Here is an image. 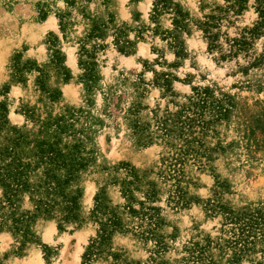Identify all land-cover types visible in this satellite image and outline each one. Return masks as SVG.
Returning a JSON list of instances; mask_svg holds the SVG:
<instances>
[{
  "label": "rangeland",
  "instance_id": "374dc122",
  "mask_svg": "<svg viewBox=\"0 0 264 264\" xmlns=\"http://www.w3.org/2000/svg\"><path fill=\"white\" fill-rule=\"evenodd\" d=\"M167 1L183 13L174 46L164 34L173 27L171 11L160 10L152 19L153 0H0V102L5 108L0 142L12 134L11 127L26 139L41 138L59 118L64 126L59 145L77 144L86 162L68 187L80 191V220L58 229L57 217H37L30 223L34 240L23 247L0 229V264H81L95 236L97 224L89 215L101 188L108 206L118 211L121 229L86 264H229L231 249L224 241L229 226L206 203L264 210V27L247 38L243 50L220 57L256 20L254 0H245L236 13L214 9L224 8L227 0ZM209 13L220 16L212 28L217 34L212 50L198 27ZM93 21L104 23L103 34L86 39ZM117 28L120 43L127 41L126 53L114 41ZM82 43L93 62L90 77L78 63L85 59L79 55ZM192 87L208 88L215 98L225 95L230 105L222 117H206L200 145L193 143L198 153L174 163L180 139L154 137L141 145L130 125L136 118L153 128L154 115L174 110ZM125 164L141 177L130 205L157 214L162 248L136 234L140 212L131 215L122 207L127 201L119 181ZM149 183L155 194L145 199ZM176 185L188 198L185 206L169 200ZM192 243L201 259L190 263L186 251ZM237 264H264V259L254 251Z\"/></svg>",
  "mask_w": 264,
  "mask_h": 264
},
{
  "label": "trees",
  "instance_id": "16d2710c",
  "mask_svg": "<svg viewBox=\"0 0 264 264\" xmlns=\"http://www.w3.org/2000/svg\"><path fill=\"white\" fill-rule=\"evenodd\" d=\"M224 8L216 6L218 11L232 10L238 12L243 9L245 0H227ZM151 18L155 19L160 10L171 11L172 30L164 32L170 39L171 45L177 43L176 32L182 28L183 13L176 4L167 0H153ZM254 11L257 15L251 27L242 31L238 37L230 40L227 54H221L220 57L232 56L237 51L243 50L248 45L247 38L259 32L264 27V0H254ZM220 16L215 13H209L203 16L199 21L198 27L206 39L207 50L217 47V34L212 28L217 23ZM105 25L103 22L93 21L85 38L101 37ZM121 30L114 32V41L119 44L118 51L126 53L124 43H120ZM79 55L85 54V59H79L78 63L84 69L85 77H90V66L92 61L87 49L82 43L79 47ZM62 70L63 67H61ZM64 79L68 78L67 71L63 72ZM169 90V89H167ZM230 105L227 96L222 98L213 97L208 88L192 87V93L185 97V100L179 103L174 110H164L160 115H154L153 124L149 129L148 123H140L136 118L132 119L130 125L131 133L136 136V141L141 145L149 144L154 137L161 139H180L181 143L175 152L174 163H179L189 153L197 154L193 143L200 145L198 135L203 134L209 122L206 117L214 119L222 117ZM4 105L0 102V123H4ZM49 124V123H47ZM50 124H54L53 131H44L41 138L34 137L26 139V136L19 133L17 129L11 127V135L3 137L0 142V229L10 231L19 239V246L23 247L26 243H31L33 233L30 229V223L37 217L55 218L57 217V228L62 229L63 223L79 221L78 217V198L79 189L69 190L70 182L77 176V172L86 165L84 157L80 155L77 144L59 145V132L63 129V124L57 118ZM42 132V131H41ZM125 174L119 181V191L127 201L122 207L131 215L140 212L139 228L137 235L145 240L147 236L155 241L156 248H162L163 242L156 234V227L160 222L155 212L146 213L135 210L130 202L133 200L132 191L139 189L141 177L136 170L128 166L123 167ZM174 170V169H172ZM175 171V170H174ZM176 172V171H175ZM150 184V183H149ZM184 191L176 185L175 191L169 200L179 206H185L188 198H185ZM155 190L152 185H148L143 192L145 199L153 198ZM93 207L90 210L89 217L97 224L95 236L89 239L81 254V264L88 263L89 260L102 251L103 246L110 235L121 229L120 217L118 211L108 206V200L104 195L103 188L94 195ZM25 201L27 207H22ZM142 205V202H139ZM155 210V207H147ZM206 209L210 212H218L222 218V224L228 225L229 236L224 239L226 247L231 249L229 264H237L244 254L257 251L261 253L264 259V210L260 207H240L233 209L229 206L216 202H207ZM145 221V222H144ZM145 223L143 228H140ZM258 245V248H256ZM47 249L46 246H44ZM21 249V248H19ZM187 260L190 263L201 259V250L197 243H192L187 248Z\"/></svg>",
  "mask_w": 264,
  "mask_h": 264
}]
</instances>
